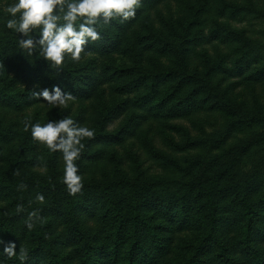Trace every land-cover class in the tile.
I'll use <instances>...</instances> for the list:
<instances>
[{
    "label": "trees",
    "instance_id": "obj_1",
    "mask_svg": "<svg viewBox=\"0 0 264 264\" xmlns=\"http://www.w3.org/2000/svg\"><path fill=\"white\" fill-rule=\"evenodd\" d=\"M163 1L142 0L134 19L123 24L112 21L104 29L98 26L101 39L91 42L90 50L122 54L96 70L92 60L53 69L38 50L29 56L14 37L0 38V197H11L24 208L19 213L24 226L17 227L15 233L12 227L0 225V264H21L18 248L24 239L28 251L24 264H206V254L212 249L220 259L227 255L222 235L224 198H230L237 208L240 246L252 264H264V248H254L251 243L260 232L256 219L264 207V182L255 201L251 184L235 179L234 158L225 162L157 153L165 167L180 169L183 177L176 193L162 195L157 187L169 175L125 167L115 159L116 153L110 152L141 132L148 136L160 123L196 118L193 113L219 111L228 114L234 126L264 127V105L248 108L233 102L214 83L215 73L232 74V68L213 56L195 61L196 28L213 22L212 39L223 34L217 16L208 18L214 0H185L189 15L166 28L152 18V10ZM128 32L130 44L124 45L122 39ZM234 34L240 36L241 32ZM12 47L18 48L16 68L10 58ZM146 52L152 53L148 59ZM164 57L172 59L169 65L162 64L160 58ZM255 80L264 82V68ZM20 82L25 88L19 87ZM35 84L40 86L37 90L59 86L75 100L66 108L48 106L44 113L27 117L32 124L70 117L95 131L94 139L82 141L85 147L76 161L83 177L82 194L70 196L62 182V153L33 142L30 129L24 130L18 115L7 121L8 111L18 114L45 102L30 98ZM107 91L110 99L104 96ZM95 97L99 100L88 105ZM195 145L196 140L188 139L176 146L178 151H186ZM99 165L104 169L97 176ZM21 184L44 197L51 193L53 198L49 204L35 203ZM33 211L39 219L29 230L25 221ZM60 225L67 229L65 234L58 232ZM185 229L193 233L181 244H174L169 232ZM9 242L17 246V256L11 259L2 253Z\"/></svg>",
    "mask_w": 264,
    "mask_h": 264
},
{
    "label": "rangeland",
    "instance_id": "obj_2",
    "mask_svg": "<svg viewBox=\"0 0 264 264\" xmlns=\"http://www.w3.org/2000/svg\"><path fill=\"white\" fill-rule=\"evenodd\" d=\"M15 2L16 0H0V38L14 37L18 42L21 38L19 34L6 27V22L11 17L5 9ZM186 15H189V11L185 0H164L152 10L153 20L165 28L171 25L172 21L184 18ZM216 16L222 22L223 34L218 39H212L214 34L211 30L215 25L213 22L196 28L193 37L198 58L195 61L200 62L202 57L213 56L225 67L233 69L232 74L220 72L213 76L214 83L224 90L233 102L242 103L248 108L264 105V82L255 80V77L259 76L260 69L264 68V0H214L213 11L208 18H216ZM106 26L108 25L100 27L104 29ZM234 31L241 32L240 36L235 35ZM130 35V32L124 34L122 39L124 45L130 44L128 41ZM36 38L38 39V37ZM91 48L92 45L89 42L82 53L80 62L76 63L70 58H66L64 63L83 65L86 61L92 60L96 70L106 61L111 60V57L116 60L117 57H120L119 54H122L119 52L104 55L97 51H91ZM12 49L10 58L16 68L19 59L18 48L12 47ZM150 55L152 53L146 52L144 57L148 59ZM160 59L163 65H169L172 61L168 57ZM237 61L238 64H236ZM24 85L23 82L19 83V87L25 88ZM108 92L104 96L110 99ZM98 100L99 98L95 97L88 101V105L92 106L93 102ZM83 103L85 102H76V105ZM47 107L48 105L42 102L19 111L18 114L15 113L17 111L10 110L7 114L9 116L7 121L15 119L18 115L21 122H24L27 117H31L39 111L44 113ZM13 114L15 116L12 117ZM192 115L196 118L160 123L148 136L141 132L136 138L132 137L116 145L110 152L116 153L115 159H119L125 167L145 170L149 174L169 175L166 178L167 181L157 187L162 195L176 193L183 177L180 169L165 167L156 158L157 153L180 158L205 159L213 157L218 161L225 162L234 158L232 167L236 181L250 183L255 192L253 199L258 200L262 192L261 184L264 182V127L255 126L251 129L245 126H234L230 122L229 115L219 111L201 112L199 116L194 113ZM188 139L196 140L198 145L186 151H178L176 145L184 143ZM103 169L100 165L95 168L96 175H102ZM23 189L29 199L35 203L38 202L35 199L36 189L30 186L23 187ZM51 198H53V194L47 193L44 203L41 204H49ZM16 207L17 205L11 200V197H0V225L12 227L11 231L14 233L17 227L20 229L24 226L22 216L16 212ZM221 208L224 216L222 235L225 239V247H228L227 255L220 259L215 256L216 250L212 249L210 253L206 254L205 263L252 264L239 243L241 238L237 230L239 222L235 218L237 208L230 203V198L221 200ZM256 221L260 232L254 235L251 243L254 248L263 249L264 207H262L261 216ZM59 224L60 220H57L56 225ZM58 232L65 234L67 229L60 225ZM192 233L193 231L185 229L177 232L170 231L168 235L174 244H181ZM26 241L27 239L22 240L19 243V248L24 247ZM72 264H76V261Z\"/></svg>",
    "mask_w": 264,
    "mask_h": 264
},
{
    "label": "clouds",
    "instance_id": "obj_3",
    "mask_svg": "<svg viewBox=\"0 0 264 264\" xmlns=\"http://www.w3.org/2000/svg\"><path fill=\"white\" fill-rule=\"evenodd\" d=\"M141 6L142 0H16L5 9L11 17L6 27L21 37L18 40L20 49L29 56L38 50L49 67L59 69L63 67L66 58L80 62L89 42L101 39L98 26L111 24L112 21L123 24L134 19ZM39 88V84L33 86L30 98H42L51 108H66L69 101L75 100L71 92H64L59 86L54 85L51 90H37ZM23 124L25 131L30 129L33 141L44 145L50 152L62 153V182L70 196L82 194L83 177L79 174L76 161L85 147L82 141L85 138L94 139L95 131L79 125L70 117L43 125L32 124L26 119ZM35 199L44 203L45 197L37 193ZM22 211L23 205H17L16 212ZM37 219L39 217L35 211L29 213L25 221L29 230L34 227L33 221ZM16 247L14 242H9L3 248V255L9 259L16 257ZM27 258L28 251L21 246L18 259L24 264Z\"/></svg>",
    "mask_w": 264,
    "mask_h": 264
}]
</instances>
